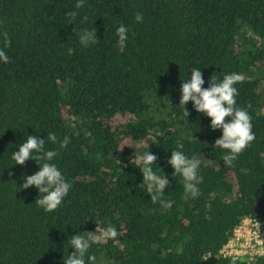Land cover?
Listing matches in <instances>:
<instances>
[{"label": "trees", "instance_id": "1", "mask_svg": "<svg viewBox=\"0 0 264 264\" xmlns=\"http://www.w3.org/2000/svg\"><path fill=\"white\" fill-rule=\"evenodd\" d=\"M74 4L0 0V50L8 56L0 62V264H63L73 251L69 236L109 224L118 234L90 245L95 264H264V254L233 260L222 253L244 218L264 219V0ZM74 10L72 24L65 13ZM121 24L123 51L115 35ZM83 28L96 29L88 47L73 31ZM191 67L201 68L205 88L213 75L242 76L236 102L255 138L232 167L212 147L221 131L210 118L191 101L188 117L178 105ZM47 131L68 137L63 148L46 147L56 149L71 187L45 213L35 205L38 190L21 185L38 164H13L10 156L27 134L43 139ZM147 147L170 181L162 197L172 201L168 208L150 200L134 167ZM171 148L200 159L196 197L184 198L171 176Z\"/></svg>", "mask_w": 264, "mask_h": 264}, {"label": "clouds", "instance_id": "2", "mask_svg": "<svg viewBox=\"0 0 264 264\" xmlns=\"http://www.w3.org/2000/svg\"><path fill=\"white\" fill-rule=\"evenodd\" d=\"M85 2L86 0H75L74 8H82ZM65 14L71 18L69 23H72V19L77 16L75 10ZM82 19L87 20V17ZM134 20L138 23L143 22V13L136 12ZM73 31L82 47H88L94 39H97L95 28H83L80 31L73 29ZM115 35L119 50L123 51L128 37L126 26L123 24L117 26ZM5 40L7 41L6 36ZM0 62H8V56L3 50H0ZM189 70V78H180L182 82L179 89L178 105L184 110V115L188 117L189 113L185 105L191 101L196 112L210 118V128L221 131V135L215 139L212 147L214 149L219 148L225 166L232 167L238 156L255 138L249 113L246 109L237 106L236 102L237 89L235 85L242 80V76L239 73L231 72L224 74L222 79L217 80L216 75H213L210 77L208 87L205 88L202 87L205 81L202 78L201 68L191 67ZM46 141L50 145L59 144V147L63 148L68 142V137L65 136L58 140L57 135L49 131L43 139L39 135L27 134L26 138L18 145V150L11 151L10 159L14 162L13 164L23 165L31 158L38 164L39 167L36 172L23 176L24 182L21 185L22 188L34 186L38 190L39 195L35 200V205L38 209L48 213L61 206L71 184L65 179L64 174L54 162L57 155L56 149L46 147ZM171 149V154L166 161L173 169L171 176L179 177L182 182L184 198L196 197L199 193L198 169L201 164L200 159L196 154L186 155L177 148ZM157 159L158 157L150 153L147 147V151H143L134 157V167L142 173V184L146 185V193L150 195V200L153 203H159L163 208H168L172 201H165L162 197L165 189L169 188L170 181L166 178L161 167L155 163ZM131 163L133 164V162ZM241 171L245 170L242 169ZM85 232L88 233L87 236L78 233L68 237L67 249L71 248L73 251L67 254L66 258H63V264H95L96 257L88 253L90 245L99 244L107 239H114L118 234L116 228L111 224L98 232L97 229L94 232Z\"/></svg>", "mask_w": 264, "mask_h": 264}, {"label": "built area", "instance_id": "3", "mask_svg": "<svg viewBox=\"0 0 264 264\" xmlns=\"http://www.w3.org/2000/svg\"><path fill=\"white\" fill-rule=\"evenodd\" d=\"M225 256L252 259L264 254V219L246 217L235 229L233 237L222 248Z\"/></svg>", "mask_w": 264, "mask_h": 264}]
</instances>
